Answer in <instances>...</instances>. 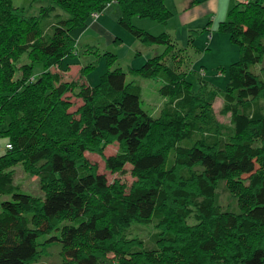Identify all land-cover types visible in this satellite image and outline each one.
Masks as SVG:
<instances>
[{
  "label": "trees",
  "instance_id": "obj_1",
  "mask_svg": "<svg viewBox=\"0 0 264 264\" xmlns=\"http://www.w3.org/2000/svg\"><path fill=\"white\" fill-rule=\"evenodd\" d=\"M112 4L131 36L164 47L129 70L159 84L157 115L140 107L142 87L119 68L95 86L50 71ZM56 8L58 19L43 29L40 19ZM171 15L164 0H52L39 17H26L0 0V125L11 145L0 156V264H53L55 247L59 264H264V107L257 106L264 100V0L234 5L217 24L239 47L221 93L231 130L216 121L215 91H194L186 80L183 50L167 34L131 23L165 24ZM24 54L30 64L15 80L11 61ZM67 94L82 101L74 112ZM113 143L119 148L103 158L105 169L118 173L129 164L127 189L108 183L84 157ZM17 163L38 179L42 199L13 185ZM219 181L234 199L230 212L215 203ZM150 223L156 247L127 235L132 224Z\"/></svg>",
  "mask_w": 264,
  "mask_h": 264
},
{
  "label": "rangeland",
  "instance_id": "obj_2",
  "mask_svg": "<svg viewBox=\"0 0 264 264\" xmlns=\"http://www.w3.org/2000/svg\"><path fill=\"white\" fill-rule=\"evenodd\" d=\"M12 5L19 13L26 17H39L41 10L52 5V0H11ZM167 8L171 10V17L165 24H158L149 19H140L134 17L131 23L138 29L157 36L167 34L171 43L176 48L183 50V56L188 67H182L187 72L186 80L193 85V90L211 92L215 91L216 98L212 103V110L216 121L223 126L232 129L231 114L222 115L220 113L223 106L221 93L225 89L230 66L239 59V47L233 43L226 34L220 33L213 29L210 30L208 19L216 13V4L212 0H166ZM61 11L56 9L50 10L46 16L40 19V26L45 30H50V26L58 19L56 17ZM104 24L101 25V32L94 29L84 31L70 57L64 58V66H55L50 69L51 73L58 74L61 80L77 81L89 86L98 84L100 76L107 70L121 69L126 75V82L134 81L142 87L143 95L140 107L150 115H157L163 101L157 94L159 84L156 80H147L139 77H133L129 74L130 69H139L144 64L147 53L150 55H158L163 50V46H155L152 48L145 47L139 40L135 39L131 34L118 24L120 9L116 4H112L104 11ZM64 16V15H63ZM66 16H64L65 18ZM207 28V30H206ZM210 29V30H209ZM209 30V31H208ZM207 31V32H206ZM103 32V34H102ZM211 35V37L209 36ZM112 39V40H111ZM88 46H91L87 49ZM78 55V56H77ZM109 56L114 57L110 62ZM9 62V61H8ZM10 63V62H9ZM14 63L16 72L15 80L21 78V67L30 64L26 54ZM66 63V64H65ZM73 66V67H72ZM87 66L93 67L88 73L84 72ZM260 67H256L259 70ZM185 69V70H184ZM42 72V68L38 67L33 71L32 77L27 76V82H33ZM259 73V72H258ZM68 101L72 104L69 112L76 111L82 101L75 98L71 94L66 95ZM258 107H264V100L257 103ZM6 123L0 125V156L4 154V147L8 139L1 134L5 129ZM119 146L113 143L104 147L102 155L98 153L85 152L84 157L90 165L96 166L99 174L105 175L108 183L114 180L129 188L134 181L130 175L131 166L125 165L123 170L118 173H110L105 169L104 157L115 155ZM13 185L20 192L28 193L36 198L42 199L44 194L39 188V181L35 176H30L24 169L22 163H17L13 167ZM224 182L219 181L217 184L215 203L225 211H231L234 199L225 192ZM156 229L153 223L150 224H132L127 235L129 237H138L143 241L145 247H156L154 234ZM57 247L51 250V258L48 262L53 264L60 263ZM44 260L41 264H45Z\"/></svg>",
  "mask_w": 264,
  "mask_h": 264
},
{
  "label": "crops",
  "instance_id": "obj_3",
  "mask_svg": "<svg viewBox=\"0 0 264 264\" xmlns=\"http://www.w3.org/2000/svg\"><path fill=\"white\" fill-rule=\"evenodd\" d=\"M187 3V0H183ZM215 2L216 4V13L213 14L212 12L207 14V15H214V17H211L208 19V24L210 25V31L212 33H214L213 29H216L217 28V24L223 20L226 19V16H227V13L228 11L236 4H245V3H248L252 0H212ZM164 4L165 6H167V3H166V0H164ZM169 9V8H168ZM170 10V9H169ZM171 11V10H170ZM105 12H103L96 20H92L88 23V27L86 28L85 31L89 30V29H94L95 31L97 32H101V25L104 24V18H105V15H104ZM207 30V28H206ZM208 30V31H209ZM207 32V31H206ZM103 34V32H102ZM209 36L211 37V35L209 34ZM79 39V38H78ZM112 40V39H111ZM91 46H88V48H90ZM78 56V55H77ZM152 55H150L149 53L146 54L144 60H147L151 57ZM65 61V59L63 60ZM66 64V63H65ZM60 66H64V62H62V64H60ZM58 67V66H57ZM73 67V66H72ZM65 81V80H64Z\"/></svg>",
  "mask_w": 264,
  "mask_h": 264
},
{
  "label": "built area",
  "instance_id": "obj_4",
  "mask_svg": "<svg viewBox=\"0 0 264 264\" xmlns=\"http://www.w3.org/2000/svg\"><path fill=\"white\" fill-rule=\"evenodd\" d=\"M92 18H94V19L97 18V14H93ZM8 150H11V145L6 144L5 147H4V151L6 152ZM0 152H1V148H0Z\"/></svg>",
  "mask_w": 264,
  "mask_h": 264
}]
</instances>
